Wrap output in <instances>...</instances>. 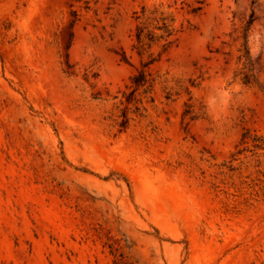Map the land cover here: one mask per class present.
Returning a JSON list of instances; mask_svg holds the SVG:
<instances>
[{
	"label": "rangeland",
	"instance_id": "obj_1",
	"mask_svg": "<svg viewBox=\"0 0 264 264\" xmlns=\"http://www.w3.org/2000/svg\"><path fill=\"white\" fill-rule=\"evenodd\" d=\"M257 138L264 0H0V264H264Z\"/></svg>",
	"mask_w": 264,
	"mask_h": 264
},
{
	"label": "trees",
	"instance_id": "obj_2",
	"mask_svg": "<svg viewBox=\"0 0 264 264\" xmlns=\"http://www.w3.org/2000/svg\"><path fill=\"white\" fill-rule=\"evenodd\" d=\"M143 13H146V9H143ZM153 14V13H152ZM157 22V30L161 31V35L158 37L159 41H164L163 44V52H166L174 43L171 39L175 36V29L173 28V24H169L168 20L163 16L153 19ZM173 23V22H172ZM154 33L147 31V27L139 26L137 28L136 39L139 44L144 43L145 40L150 41L153 43L155 37L153 36ZM122 61L128 63V59L126 56L122 58ZM132 83L135 87L141 88L145 87L151 89L152 86L150 84V80L148 79V75L144 71H139L137 75L132 78ZM147 92V91H146ZM255 147L261 148L264 147V140L257 138L254 140ZM259 143V144H258ZM261 143V144H260Z\"/></svg>",
	"mask_w": 264,
	"mask_h": 264
}]
</instances>
